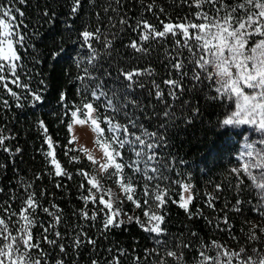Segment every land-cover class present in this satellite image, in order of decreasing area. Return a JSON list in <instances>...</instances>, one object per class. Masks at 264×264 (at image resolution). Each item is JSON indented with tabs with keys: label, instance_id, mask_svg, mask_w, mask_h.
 Returning a JSON list of instances; mask_svg holds the SVG:
<instances>
[{
	"label": "trees",
	"instance_id": "1",
	"mask_svg": "<svg viewBox=\"0 0 264 264\" xmlns=\"http://www.w3.org/2000/svg\"><path fill=\"white\" fill-rule=\"evenodd\" d=\"M0 5L24 13L20 16L13 12L20 24L16 30L25 37L24 43L17 46L22 65L18 66L17 74L21 83L29 85L28 90L13 85L11 74L5 73L9 77L8 86L17 92L19 100L0 86V132L9 137L0 147V218L7 222V214L2 209L8 208L18 214L28 194L35 193L42 207L36 209L37 223L31 232L34 242L39 243L44 253L41 264H57V261L63 264H199L200 251L209 256L217 254L212 242L234 251L241 247L264 249V244H249L244 237L252 225L264 227V218L254 211L256 190L245 174L240 173L243 183L237 185L236 175L231 171L241 167L238 156L248 137L245 124L225 126L222 123L235 110L234 104L212 99L216 93L207 82L195 85L191 79L195 69L186 59L189 52L174 43L181 40L183 44L179 35L143 42L146 53L128 47L133 40L141 43L138 40L140 30H133L137 21L146 20L159 31L162 30L161 22L175 24L185 17L193 20V14L198 11L193 0H119V3L116 0H81L76 14L72 12V0H24L23 3L21 0H0ZM149 5H152L151 10H148ZM204 11H208V6ZM121 19L127 23L121 25ZM194 22L199 23V19L195 18ZM86 28L89 31L99 28L101 32L100 40L92 41L97 53L93 61L95 67L88 64L91 50L83 46L80 35ZM105 39L112 41L110 47L104 43ZM177 56L186 65L182 69L187 73L185 77L171 67L176 62L172 58ZM85 67L91 78L81 80L80 77H85ZM136 68L153 71L150 76L139 78L142 88L137 86L129 90V99L136 100L140 106H129L128 115L164 141L157 150L159 162L166 166L163 169L165 179L159 181L160 188L167 189L165 204L158 213L164 216L161 234L144 231L134 219L125 221L122 226L104 229L99 213L101 206L91 200L85 203L82 199L89 196V185L87 177L79 173L84 171L93 176L96 166L72 141L68 129L73 119L70 112L82 103V98L83 102L94 100L84 91L86 86L94 87L92 78H98L95 83L102 82L104 91L111 95L110 89H122L125 83L120 70ZM169 78L182 80L184 91L178 93L179 99L168 96L171 89L164 81ZM153 81L164 92L163 99L155 96ZM33 92L41 95L40 101L34 100ZM103 105V98L93 103L95 115L112 114ZM169 110L174 118L164 117L163 113ZM41 121L47 133L41 128ZM117 122L126 124L127 119L117 115ZM105 135H110L107 129ZM47 136L52 138L55 158L71 174L70 179L52 174L54 165L45 155L50 150ZM122 153L123 160L117 158L118 162L133 159L127 147ZM73 156L78 160L71 161ZM151 166H156V162ZM123 175L132 177L134 191L131 195L143 206L144 174L125 167ZM148 175H152L150 170ZM156 183L153 180L147 185L149 204ZM184 185H190L193 197L188 211L180 206ZM209 197H212L214 208L209 207ZM238 198L246 202L240 205V211H235ZM122 207L145 221L143 211L147 209H137L127 199ZM43 208L60 216L55 229L49 227L55 223L54 217ZM82 211L88 213V218L81 215ZM94 211L97 218L92 220ZM225 217L227 225L223 223ZM18 219V215L11 217L13 222ZM44 229H49L47 239L55 240V244L44 240ZM55 231H59V237L54 235ZM77 237L81 241L78 246L74 243ZM89 239L94 243H89ZM260 239L264 241V235ZM60 245H63V252ZM170 251L182 255V260L169 257ZM34 255L40 256L39 253Z\"/></svg>",
	"mask_w": 264,
	"mask_h": 264
},
{
	"label": "snow or ice",
	"instance_id": "2",
	"mask_svg": "<svg viewBox=\"0 0 264 264\" xmlns=\"http://www.w3.org/2000/svg\"><path fill=\"white\" fill-rule=\"evenodd\" d=\"M24 0H21L23 3ZM119 3V0H116ZM72 12L76 14L81 6V0H72ZM193 4L198 9L193 14L194 19L189 20L187 17L183 21H178L173 24L171 21L162 23V30H157L155 26L148 23L146 20L137 21L134 31L140 30L138 40L131 41L128 47L136 52H147L143 42L150 40H164L169 35L176 37L179 35L183 41L175 40L176 46H182L189 52V62L195 69L191 75V79L198 86L207 82L210 88L214 87L216 93L212 99L228 100L235 106V111L223 120V125H242L250 124L257 126V129L264 134V0H233L232 3L226 0H193ZM208 6V11H204V7ZM152 5L148 6L151 10ZM13 12L20 16L24 13L16 8H8L0 5V86L6 89L17 100L20 97L17 92L13 91L8 86L9 77L5 73L11 74L10 83L18 85L26 90L29 85L21 83L20 76L17 74V68L20 65L21 56L17 51V46L24 43L25 37L18 30L20 24L16 21V16ZM211 13V15L209 14ZM47 15V13H45ZM195 18L199 19V23L194 22ZM111 23V21H110ZM121 25L127 21L121 19ZM83 46L91 50L88 58V64L95 67L93 61L97 58V53L93 47L92 41H99L101 37L100 29L89 31L87 28L81 32ZM104 43L109 47L112 44L111 40L105 39ZM195 49H198L195 50ZM58 55V54H55ZM176 62L171 67L178 71L181 77L187 75L182 69L186 67L183 60L179 56L173 57ZM85 77L79 79L84 80L86 77L91 78V74L87 67L83 69ZM152 69H129L120 70V75L124 80L122 89H110L109 92L104 91L103 83H95L98 78H92L94 87H85L84 91L94 98L92 102H83L70 112L72 123L68 124L69 131H72L74 125H88L95 133V144L101 147L104 151L105 163H99L89 153L88 149L81 146L80 151L87 155L89 161L93 164H98L95 169L97 175L89 176L87 172L81 171V176L87 177L89 188V196L82 197L87 203L91 200L94 204H99L101 207L99 213L102 215V223L105 230H110L112 227H119L126 222L121 218L128 213H122L121 208L123 201H113V193L111 189H105L100 183L99 176L108 169L112 171L106 179L116 178L115 182L118 187L126 195V199L133 203L137 209L145 208L143 215L145 221H141L139 217H135L134 222L146 232L161 234L164 230L161 224L164 221V216L159 215L165 204V195L167 189H162L159 186V181L165 179L163 169L166 167L159 162L157 150L163 144V137L158 136L155 132H148L142 124L134 117L129 116L127 109L129 106L136 108L140 105L136 100L129 99L130 91L134 87H143L139 82V78L143 75H151ZM169 86L171 91L168 92L170 98L179 99V94H183L182 80L169 78L164 81ZM155 96L158 99H163L164 92L159 85L155 84ZM32 96L35 101L41 100V95L33 92ZM103 98L104 107L111 110L112 114L105 113L103 116L94 115L95 109L93 103ZM115 101V103H114ZM7 103L6 101L4 102ZM167 108L168 105H165ZM197 111V110H194ZM67 114V113H66ZM117 115H123L127 119L126 124L117 122ZM165 118H174L171 111L163 113ZM82 117V118H81ZM101 124L105 125L104 127ZM40 126L45 133L47 127L43 121ZM134 131H129V129ZM110 135H105V130ZM139 132V135L136 133ZM9 139L0 132V147H3L5 140ZM76 137H72L75 141ZM46 143L50 149L45 153L46 157H50V163L54 165L55 176H67L71 178V174L65 171L58 160L55 158V148L50 136L46 137ZM127 147L132 153L133 159L123 163L117 162V158L123 160L122 150ZM5 151H11L5 148ZM17 152L20 149H16ZM71 161L78 160V157H71ZM240 168H233L231 171L236 175L237 185L242 184L243 180L240 173H244L249 180L251 187L256 190L257 203L254 205L256 211L264 218V139L260 140V147L257 148L254 144L245 146V151L240 155ZM156 162V166H151ZM125 167L132 169L135 173H143L146 183L144 186V203L141 205L139 200L134 199L130 193L133 189L132 177H125L123 170ZM149 170L152 175H148ZM255 173V174H254ZM156 180L154 185L155 192L151 196L152 203L149 204L148 183ZM57 187L60 185L57 184ZM83 187V185H81ZM247 187V186H246ZM95 190V191H94ZM184 190L189 191L190 185H184ZM219 190V188H218ZM2 191V190H0ZM97 195L99 199L97 200ZM105 195L109 199H105ZM193 199L190 194L187 200L181 196L180 206L188 211V205ZM212 197H209V207L214 205L211 203ZM246 201H241L239 198L236 201L235 211H240V205ZM115 205H120L116 207ZM42 207L38 203L35 193H29L26 200L22 202L20 212L17 214L8 208L2 209L7 214V222L5 218H0V264H41V259L44 256L39 243L34 242L31 229L37 223L34 218L37 208ZM55 207V206H53ZM43 211L52 215L55 223L49 227L55 229L56 224L60 222V216L54 212H50L48 208H43ZM18 215L19 219L13 222L12 216ZM81 215L88 218V213L82 211ZM97 218V212H93L91 219ZM129 220L133 217L129 215ZM224 224H228L227 217L223 220ZM11 224V228L9 225ZM13 231L15 234H13ZM49 229H44V240L48 244H55V240H48L47 233ZM259 233V235L257 234ZM54 235L59 237V231H55ZM264 235V227L252 225L248 232L244 233V237L249 244H264L260 236ZM235 238V237H233ZM89 243H94L91 239ZM74 243L78 246L81 241L79 237L74 239ZM212 247L216 250V255L209 256L205 251H200L199 264H264V249L252 247L250 250L241 247L238 251L225 248L223 245L212 242ZM188 247V245H184ZM63 252V245H60ZM249 251L251 254H249ZM39 253V258L34 255ZM169 257L176 258L177 261L182 260V255L178 256L176 252H168ZM57 264H63L62 261H57ZM95 264V262H94ZM118 264V262H116Z\"/></svg>",
	"mask_w": 264,
	"mask_h": 264
},
{
	"label": "rangeland",
	"instance_id": "3",
	"mask_svg": "<svg viewBox=\"0 0 264 264\" xmlns=\"http://www.w3.org/2000/svg\"><path fill=\"white\" fill-rule=\"evenodd\" d=\"M235 111V110H234ZM95 115V113H94ZM82 118V117H81ZM72 123V122H71ZM244 125V124H242ZM239 125V126H242ZM245 126L248 129V137L247 140L242 144L241 146V153L238 157L245 151V146L248 144H254L257 146V148L260 147V140L264 139V134L261 133L260 130L257 129V126L245 124ZM71 132V137L75 136L76 140L75 143L81 147H85L88 149L89 153L93 156V158L98 161L99 163H105L106 158H104V151L101 147L95 144V133L91 130L90 124L80 126V125H74ZM118 162V160H117ZM96 168L98 167V164H95ZM112 171L111 168L108 169V172L103 173L99 176L100 183L103 185L105 189H111L113 196V201L115 200H121L124 201L126 199V195L123 193V191L118 187V184L115 182L116 178L112 179H106L105 177L108 176V174ZM97 175V173H95ZM184 191L183 197L185 200H187V197L190 195V191ZM131 194V193H130ZM106 200L109 199L107 195H105ZM116 207H120V205H115ZM122 213H128L133 219H135L136 216L133 214L127 212L123 207L121 208ZM129 215H124L121 218L124 221H130Z\"/></svg>",
	"mask_w": 264,
	"mask_h": 264
}]
</instances>
